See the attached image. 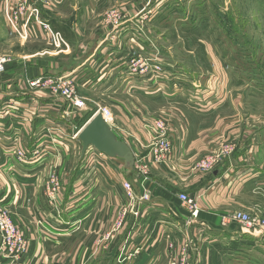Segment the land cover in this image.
I'll return each mask as SVG.
<instances>
[{"label":"crops","instance_id":"1","mask_svg":"<svg viewBox=\"0 0 264 264\" xmlns=\"http://www.w3.org/2000/svg\"><path fill=\"white\" fill-rule=\"evenodd\" d=\"M29 1L38 9L39 19L44 21L41 11L45 7ZM12 4L14 0L8 3ZM0 9H3L1 0ZM85 14L88 16L89 11H84L81 19H85ZM20 24H25L26 36L11 35L8 24L6 26L18 53L15 56L3 54L10 56L12 62L0 80V205L10 212L28 242V252L21 264H167L171 255L168 244L173 243L174 248L177 245L179 251L180 243L188 239L196 242V249L190 255L192 264H237L234 260L238 259L240 251H236V245L240 242L249 243L252 248L256 243L259 244L256 248L264 246V238L253 234L235 236L230 232L235 225L219 227L220 216L233 211L264 217V155L261 154L264 140L255 137L248 142L251 133H256L249 132L246 140L235 145L236 154L222 159L211 174L194 170V164L205 154L216 151L222 144L221 138L231 131L224 130L223 125L217 126L216 121L210 126L196 124L206 116L201 107L192 112L199 118L189 113L191 117L187 116L183 125H178L177 116L166 117L171 154L167 165L150 163L146 184L150 197L140 207L138 219L129 215L118 231L111 232L116 212L120 206L127 205L121 181H131L134 192L138 196L142 194L136 174L133 172L130 178H124L122 164L118 170L94 171L90 160L81 161L80 156L73 171H59L63 193L59 196L58 212L52 210L43 194L47 167L59 156L62 161L61 155L67 154L66 146H77V140L69 139L74 124L62 118L63 111L69 107L67 103L47 91L31 90L26 82L38 77L70 75L78 93L88 92L94 96L104 93L109 99L119 100L113 109L112 130L129 146L135 160L149 158L148 134L141 129L147 119L143 117L146 111L140 115L129 113L133 106L126 95L133 92L127 93L126 89L140 91L141 83L133 82L125 62L118 57L113 60L114 55H106V50L95 52L94 57L92 49L102 44L93 37V28L86 33L81 21L71 28V32L75 30L78 34L83 30L80 35L84 36L81 39L74 33L67 38L72 56L65 61L70 62L76 56L77 60L74 65L65 66L63 57L55 59L57 54L53 56V52L46 49L48 38L33 18L23 17ZM129 27L130 24H126L121 35H128ZM79 51L80 55L90 51L91 54L80 62ZM117 84L121 90L115 92ZM216 109L217 106L212 107L208 114L215 115ZM91 110L93 107L89 110L87 107L86 111ZM221 119L219 116V121L224 120ZM48 129L53 130L58 155L41 161L40 157L33 156L24 164L7 158V150L16 143L28 154L34 153L42 142L48 141ZM180 193L200 195L198 224L185 223L188 213L178 200ZM38 220H42L41 227L37 225ZM248 259L255 260L251 256ZM0 264L8 262L0 259Z\"/></svg>","mask_w":264,"mask_h":264},{"label":"rangeland","instance_id":"2","mask_svg":"<svg viewBox=\"0 0 264 264\" xmlns=\"http://www.w3.org/2000/svg\"><path fill=\"white\" fill-rule=\"evenodd\" d=\"M1 2L3 9H0V54L15 56L18 53L17 46L11 41L8 27L6 28L8 3L7 0ZM34 5L45 7L41 11L42 18L59 38L58 47L47 40L49 45L46 49L52 51L53 56L57 54L55 59L63 57L65 66L76 63L77 56L70 62L65 61L72 56V46L67 38L74 33L83 38L84 35H80L83 30L79 34L75 30L70 31L81 21L82 28L87 29L84 31L87 33L93 28V37L102 44L92 49L94 54L104 49L107 51L106 55H114L113 60L118 57L128 65L138 59L148 66L153 64V61H159L163 64L164 71L175 73L174 77H169L167 84L159 85L158 88L140 81L138 86L143 92L142 95L136 88L130 87L133 91L126 89L129 91L127 93L133 92L126 95L133 106L129 113L140 115L142 111H146V116L143 117L147 119L141 127L145 132L146 126L154 120H166L169 115L177 116L178 125H183L190 114L199 118L192 112H197L194 108L201 107L206 116L201 117L196 124L210 126L216 121L217 126H224V130L231 129L227 136L221 138V146L214 151L231 148V153L223 156V159L236 154L238 148L235 145L244 141V138L246 140V134L249 132L256 133H251L252 137L248 142L255 137L264 140V0H34ZM87 10L89 15L85 14V19H81L82 13ZM113 11L124 14L122 21L124 25L130 24V33L121 35V27L113 32L115 38L111 36L110 41H105L111 30L104 22L105 14ZM101 30L103 34L100 38ZM106 43L110 45L103 46ZM90 54L91 51L85 54L81 52L80 55L79 51L80 62ZM132 81L138 82L139 79ZM118 90H121L120 84L113 89L115 92ZM76 93L88 105V110L97 106L109 108L114 123L113 109L119 100L109 99L104 93L94 96L88 92L78 93L77 89ZM150 94L154 97L147 96ZM112 96L115 97V94ZM216 106V114H208L209 110L212 111V107ZM90 113L79 112L71 116L68 123L74 124V132ZM219 116L224 120L219 121ZM167 122L169 125V121ZM75 144V148L66 146L67 154L63 152L65 154L61 155L62 161L59 156L49 164L46 179L53 172L59 177V171L66 173L78 166L81 147L78 140ZM261 154L264 155V148ZM217 166L211 172L203 174H211ZM139 187L141 189L140 184ZM251 216L264 219L258 215ZM185 221L188 222L187 225L200 222L199 217L191 219L189 213ZM235 226L230 232L237 237L253 234L264 238V229L245 230L239 225ZM219 227L223 228L220 225ZM180 245L187 247L188 264H192L190 255L196 249V242L188 239ZM256 245L259 246L258 243ZM236 246V251L241 252L238 253V259L234 260L238 261L237 264H264L262 249L256 248L257 246L252 248V245L244 242ZM261 247L264 250V246ZM174 253L175 256L178 255L177 245ZM174 253L171 252L170 259ZM250 256L255 260L248 259Z\"/></svg>","mask_w":264,"mask_h":264},{"label":"built area","instance_id":"3","mask_svg":"<svg viewBox=\"0 0 264 264\" xmlns=\"http://www.w3.org/2000/svg\"><path fill=\"white\" fill-rule=\"evenodd\" d=\"M10 0H7L9 3ZM23 17L28 19L33 18L36 24L40 25L44 33L46 34L48 41L52 45L59 46V38L54 35L50 30L47 22L39 19L38 9L35 8L29 0H14L12 6L8 5V26L10 28V34L15 36H26V26L21 25L20 22ZM124 14L122 12L115 13L109 12L105 14L104 22L111 28L107 34L105 41H110V37L114 36L118 28L122 27V31L125 28L124 22L122 21ZM121 30V29H120ZM12 62V58L8 55L0 54V80L5 73L8 65ZM127 73L134 80L148 82L151 85L158 88L159 85L164 86L168 83L169 77H174L175 73L171 71H164L163 64L159 61H153V64L148 66L143 63L141 59L135 62V60L126 64ZM144 65H147L143 68ZM167 73V74H166ZM27 86L31 90H44L47 91L51 96L62 100L68 104V109L62 113V118L69 120L73 115L79 112H86V103L78 96L75 89V83L70 75L60 76H49V77H38L26 82ZM92 116L99 113L106 124L113 129L112 113L109 108L104 106H97L91 110ZM77 116V115H76ZM91 116V117H92ZM168 120L158 118L153 121L152 124L146 126V132L148 134L147 145L148 146V159L140 158L134 159V173L136 174L137 181L141 186L142 194L138 196L133 189L131 181L123 179L121 181V189L123 190L122 196L127 202V205H122L118 209L115 215V219L112 225V231H118L126 221V218L131 215L133 218L138 219L141 211L140 207L148 202L150 193L146 186L148 182L149 167L150 163L157 165H167L169 156L171 154L172 145L169 136V125ZM80 130V129H79ZM79 130L69 137L72 140H78L77 136ZM114 132V131H113ZM52 133V137H51ZM58 132H56L57 134ZM62 133V132H61ZM59 132L58 134L61 135ZM53 130H47L48 141H44L36 148L34 153L28 154L26 149L20 146L18 143L9 147L6 152L7 158H13L15 162L24 164L30 157H40V161L45 157H54L58 155V146L53 138ZM231 148H224L211 154H205L194 164V170L198 172H211L216 165H219L222 157L230 154ZM91 162L90 168L94 171L101 170L106 172L108 170L120 169L121 160L113 159L105 156L104 154L89 148L85 157ZM63 193L62 183L54 172L49 174L43 185V194L46 199L48 206L55 212H58L59 196ZM178 200L189 213L191 219H196L199 215L198 199L200 195L190 196L185 193L178 194ZM188 224V222L186 223ZM37 225L42 226V220H38ZM230 225H239L242 229H264V219L257 216H251L246 212L233 211L223 214L220 217V226L227 228ZM168 247L171 252L174 253V244L169 243ZM28 252V242L22 234L19 226L14 222L10 212L0 205V259L8 262V264H21V260L25 257ZM189 251L187 247L181 246L178 255L174 256L169 260L168 264H188L187 255Z\"/></svg>","mask_w":264,"mask_h":264},{"label":"water","instance_id":"4","mask_svg":"<svg viewBox=\"0 0 264 264\" xmlns=\"http://www.w3.org/2000/svg\"><path fill=\"white\" fill-rule=\"evenodd\" d=\"M77 139L80 143V160L86 151L92 148L105 156L121 160L123 163L122 174L130 178L134 172V156L129 146L120 140L108 124L97 113L93 115L79 130Z\"/></svg>","mask_w":264,"mask_h":264},{"label":"trees","instance_id":"5","mask_svg":"<svg viewBox=\"0 0 264 264\" xmlns=\"http://www.w3.org/2000/svg\"><path fill=\"white\" fill-rule=\"evenodd\" d=\"M92 113H93V112H91L90 114H88V116L86 117V119H84V120L81 122V124H80L79 127H78V130L81 129V128L83 127V125H84V124H85V123L91 118ZM258 249H262V252H264L263 248H258Z\"/></svg>","mask_w":264,"mask_h":264}]
</instances>
